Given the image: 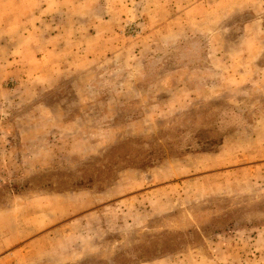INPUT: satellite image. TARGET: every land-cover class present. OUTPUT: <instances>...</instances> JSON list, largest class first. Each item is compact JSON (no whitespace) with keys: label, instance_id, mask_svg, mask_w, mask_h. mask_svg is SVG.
Here are the masks:
<instances>
[{"label":"rangeland","instance_id":"rangeland-1","mask_svg":"<svg viewBox=\"0 0 264 264\" xmlns=\"http://www.w3.org/2000/svg\"><path fill=\"white\" fill-rule=\"evenodd\" d=\"M0 264H264V0H0Z\"/></svg>","mask_w":264,"mask_h":264}]
</instances>
